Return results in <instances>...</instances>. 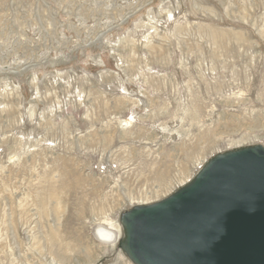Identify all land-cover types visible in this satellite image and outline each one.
<instances>
[{
	"label": "rangeland",
	"instance_id": "1",
	"mask_svg": "<svg viewBox=\"0 0 264 264\" xmlns=\"http://www.w3.org/2000/svg\"><path fill=\"white\" fill-rule=\"evenodd\" d=\"M256 144L264 0H0V264H134L122 212Z\"/></svg>",
	"mask_w": 264,
	"mask_h": 264
},
{
	"label": "water",
	"instance_id": "2",
	"mask_svg": "<svg viewBox=\"0 0 264 264\" xmlns=\"http://www.w3.org/2000/svg\"><path fill=\"white\" fill-rule=\"evenodd\" d=\"M134 264H264V146L209 158L187 183L119 217Z\"/></svg>",
	"mask_w": 264,
	"mask_h": 264
},
{
	"label": "bare ground",
	"instance_id": "3",
	"mask_svg": "<svg viewBox=\"0 0 264 264\" xmlns=\"http://www.w3.org/2000/svg\"><path fill=\"white\" fill-rule=\"evenodd\" d=\"M156 181L158 183V187H162L163 185H166V182H168V178L165 176V171H158L155 173ZM106 227H100L98 230L99 236H101L104 240L110 241L111 244L114 245L115 240L119 237L121 234V228L117 222H111L109 220H106ZM123 261V260H122Z\"/></svg>",
	"mask_w": 264,
	"mask_h": 264
},
{
	"label": "built area",
	"instance_id": "4",
	"mask_svg": "<svg viewBox=\"0 0 264 264\" xmlns=\"http://www.w3.org/2000/svg\"><path fill=\"white\" fill-rule=\"evenodd\" d=\"M111 167L112 168H115L116 167V164H111ZM108 168H110V165L109 164H96V169L99 171V172H104L106 171Z\"/></svg>",
	"mask_w": 264,
	"mask_h": 264
}]
</instances>
